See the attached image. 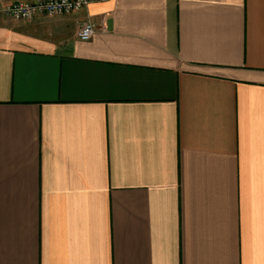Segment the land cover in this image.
I'll use <instances>...</instances> for the list:
<instances>
[{
    "label": "crops",
    "instance_id": "crops-1",
    "mask_svg": "<svg viewBox=\"0 0 264 264\" xmlns=\"http://www.w3.org/2000/svg\"><path fill=\"white\" fill-rule=\"evenodd\" d=\"M0 264H264V0H0Z\"/></svg>",
    "mask_w": 264,
    "mask_h": 264
},
{
    "label": "built area",
    "instance_id": "built-area-1",
    "mask_svg": "<svg viewBox=\"0 0 264 264\" xmlns=\"http://www.w3.org/2000/svg\"><path fill=\"white\" fill-rule=\"evenodd\" d=\"M104 0H36L22 2L18 0H1L2 11L15 20H27L37 15H62L78 11L93 2ZM98 27L89 22H83L77 30V38L82 41L90 39Z\"/></svg>",
    "mask_w": 264,
    "mask_h": 264
},
{
    "label": "rangeland",
    "instance_id": "rangeland-1",
    "mask_svg": "<svg viewBox=\"0 0 264 264\" xmlns=\"http://www.w3.org/2000/svg\"><path fill=\"white\" fill-rule=\"evenodd\" d=\"M48 16H50V15H48ZM51 16H55V15H51Z\"/></svg>",
    "mask_w": 264,
    "mask_h": 264
}]
</instances>
